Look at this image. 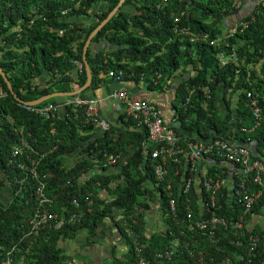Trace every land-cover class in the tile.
Here are the masks:
<instances>
[{
  "label": "trees",
  "instance_id": "trees-1",
  "mask_svg": "<svg viewBox=\"0 0 264 264\" xmlns=\"http://www.w3.org/2000/svg\"><path fill=\"white\" fill-rule=\"evenodd\" d=\"M118 1L0 0V68L17 96L31 101L51 92L81 87L86 80L82 58L84 42ZM160 1L125 0L96 32L86 52L92 79L84 91L98 88L104 80L100 75L109 72L113 78L121 72L125 80L143 81L149 90L163 91L165 80L172 79L180 70L176 85H168L175 86L169 128L190 140L214 136L235 137L244 142L247 135L240 128L253 125L246 104L247 92L253 90L261 96L264 113V4L258 7L247 27L231 37L228 46L223 48L227 53L235 51L239 64L221 65L216 57L218 49L209 43H190L174 36L173 15L185 10L182 23L196 33L207 32L210 38H215L220 36L226 17H240L243 11L230 9L225 0H169L162 8L158 7ZM97 5L101 7L100 14L87 13L88 8ZM59 30L63 31L61 35ZM94 43L100 44L96 51L91 48ZM261 59L257 74L250 66ZM75 61L81 63L79 69ZM45 75L48 76L45 86L34 82ZM0 84L6 92L0 98V191L4 187L10 189L8 201L0 200V264H68L75 260L64 252L63 242L81 231L93 239L105 219L115 224L125 242L122 257L114 252L105 264H134L136 254L125 234L123 220L133 225L134 208L145 196L151 200L158 198L161 208L166 209V198L161 191L163 183H158L153 174L156 161L150 153L155 145L148 144L149 154L145 155L146 131L124 113L121 120L128 129L118 131L110 125L106 130H99L91 122H85L83 105L74 106L66 101L56 104L54 98L35 105L49 102L57 105L53 114L45 118L16 101L1 75ZM203 87L209 89L208 95H204ZM190 90L193 92L187 101ZM220 92L229 93L225 100L227 108L233 100L236 115L230 120L219 107ZM174 123L180 129L172 128ZM248 136L255 141V156L264 147V126L256 127ZM21 138L36 151L46 152L37 169L46 180V193L53 197L51 210L58 214L57 221L51 226L45 225L36 234L29 233L30 218L36 207L35 181L27 170L19 167L20 163L29 165L26 155L36 157V154L23 148L22 154L12 155L13 146L19 145ZM108 154H119L117 162L100 167V161ZM73 156L76 158L71 161ZM212 173L209 169V174ZM237 186L235 180L233 195ZM247 188L249 192L256 189L252 184ZM226 192L220 197L218 212L225 213L227 218H236L239 209L230 206ZM73 197L78 200V207L72 203ZM86 197L92 199L91 205H86ZM80 210L84 214L79 221L67 222L68 213ZM262 214L264 191L246 215V221ZM62 215L65 220L59 222ZM137 219L133 230L138 243L145 245L141 254L150 256L166 245L168 236L158 233L147 236L145 213L137 215ZM253 231L263 237L255 251L256 258L246 256L244 264H260L264 258V229L254 225ZM217 235L214 239L202 236L200 244L191 245L204 254L206 264H220L226 256L234 260L236 253L245 251L244 245L229 242L233 236L228 230L220 228ZM186 258H189L188 252L182 246V251L171 260L152 264H182ZM8 259L10 262L6 263Z\"/></svg>",
  "mask_w": 264,
  "mask_h": 264
},
{
  "label": "built area",
  "instance_id": "built-area-1",
  "mask_svg": "<svg viewBox=\"0 0 264 264\" xmlns=\"http://www.w3.org/2000/svg\"><path fill=\"white\" fill-rule=\"evenodd\" d=\"M169 2V0H161L158 7L162 8ZM225 2L228 3L230 9L238 12L243 11V15L237 18L226 17L224 27L221 28V34L218 37L210 38L207 32L196 33L190 29L189 25L182 23L181 17L185 15V10H180L179 15H173L171 25L174 36L180 37V41L205 42L217 48L216 57L221 65L229 63L228 57H237L235 51L227 53L223 49L228 46V40L238 31L246 28L249 22L255 18L259 10L258 7L264 4V0H256L255 3H251L247 10V7L244 8V0H225ZM86 11L94 16V13H101V7L97 5L94 8H88ZM65 13L66 10H63L62 14ZM62 32L59 30L58 34L61 35ZM75 64L79 69L81 63L75 61ZM107 75L112 77V72ZM121 75L120 72L115 76V79H122ZM165 83V88L170 91L171 87L168 85L173 84L172 79H166ZM201 90L204 95H208L209 89L207 87H203ZM192 92L193 90L189 91L187 101ZM5 95L6 92L0 84V98ZM246 96V104L252 114L253 125L250 128H240V132L245 133L247 137L244 142H238L235 137L211 136L209 138L198 137L194 140L182 138L177 132L165 125L164 115L153 102L133 100L127 90L111 93V97L121 101L123 113L134 120L138 127L146 131L147 141L143 143L146 156L149 154L147 145H155L150 153L151 158L156 161L153 174L158 183H163L161 191H164L166 198V209L161 208L158 198L155 200H151L148 196L141 198L140 203L135 206L133 211L131 221L133 225H127L126 220H123L125 234L134 246L136 254L134 264H152L153 261L171 260L182 251V246L188 252L189 257L184 261L182 260V264H206L204 254L191 245L200 244L202 236L211 239L216 238L218 236L217 230L220 228L228 230L232 234L230 243L242 244L245 248L243 253L235 254L234 260L226 256L220 264H244L246 256L254 257L256 255L255 251L263 235L253 231V227L254 225L260 227V216H254L246 221V215L264 191V147L260 153L254 156L255 141L248 138V135L256 127L264 126V113L260 104L261 96L258 93L252 90L247 92ZM262 99H264L263 96ZM67 103H72L74 106L83 105L86 113L85 122H91L99 130L103 131L110 127L111 124L100 113L99 99L82 98L78 94L72 96L66 101ZM23 105L45 118H49L57 107L53 102L37 107L35 105ZM232 138H235V141L231 140ZM23 148L36 154V157L26 155L29 165L21 163L19 165L20 168L27 170L29 176L35 181L36 207L30 218L29 233L36 234L45 225L51 226L53 221H57L58 214L51 210L53 197L46 193V180L37 169L39 160L46 152L36 151L27 140L21 138V143L13 146L12 155L22 154ZM118 157L119 154L105 155L104 160L100 161V167L114 165ZM209 169L213 170L212 174H209ZM235 180L238 186L237 192L233 195ZM249 184L255 186L256 189L249 192L247 188ZM225 190L228 192L226 194L227 201L231 202L230 206H237L239 209L236 218H227L225 213L218 212L221 209L220 197L225 196ZM157 195L160 196L161 192L158 191ZM85 200L86 205L92 204L91 198L86 197ZM72 203L77 207L80 205L75 197L72 198ZM142 203L152 207L151 210H154L156 215L154 222L145 221L147 236L151 233L168 236L166 245L155 250L150 256L141 254L145 245L138 243V238H136L133 230V226L138 223L137 215L150 209ZM83 214V210L72 211L67 214L66 220L70 223L77 222ZM63 220L65 217L62 215L59 222ZM195 251H198L197 255L194 254ZM9 262L8 259L6 263ZM260 264H264V258Z\"/></svg>",
  "mask_w": 264,
  "mask_h": 264
},
{
  "label": "crops",
  "instance_id": "crops-1",
  "mask_svg": "<svg viewBox=\"0 0 264 264\" xmlns=\"http://www.w3.org/2000/svg\"><path fill=\"white\" fill-rule=\"evenodd\" d=\"M246 5L244 4V8ZM100 47V44H92V50L96 51ZM229 62H233L236 64H239V61L237 57H231L227 58ZM260 63H262V59L259 60V62L253 64L250 66L251 69L255 70L258 74ZM77 68H75L76 70ZM74 70V71H75ZM76 73V72H75ZM177 74V75H176ZM176 74L173 76L174 85H176V77H179L180 70L176 72ZM101 77H103L102 83L98 86V88L94 90H82V93L80 96L82 98H96L99 99V109L100 113L103 118H105L112 126H114L118 131H122L125 129H128L123 124V121L121 120V115H123V105L120 100L117 98L111 97V93L113 91L118 90H127L129 94H138L151 100L158 109L162 112L165 118V125L168 127H171L170 124H172V116L170 117L171 113H174L172 109V100L174 99V91L171 89L170 91L165 88L163 91H154L149 90L143 81L134 82L132 80H125L120 79L116 80L115 78L101 74ZM48 78L47 75L41 78L34 79L35 83H39V86L43 87L45 86L44 81ZM75 90V89H74ZM141 90L149 91L146 94L142 93ZM73 91V90H71ZM71 98V97H70ZM70 98H65L64 95H57L54 98V103L60 104L61 102L68 101ZM229 98V93H225L224 95L222 92L218 94L217 101L219 103V107L221 109V112L224 114L231 113V115L235 114V106L232 100V103L227 105L225 103V100ZM170 118V120H166ZM174 123L173 127H176V129H180L179 126L175 125ZM187 135V134H184ZM229 138V137H228ZM231 140L235 141V138H232ZM240 142V140H238ZM237 142V143H238ZM76 158V156H73L71 158V161H73ZM7 190V199L2 200V202H7L10 197V189L7 187H4L0 192ZM150 209L145 212V221L148 222H154V219L156 218V215L154 214V210H151L152 207H149ZM258 218V217H255ZM63 250L64 252H67L72 257L75 255H84L87 258L82 260H76V261H69L68 264H105L110 259L111 254L115 252V255L117 257H122V253L125 250V242L123 238V234L119 232L115 224H113L110 220L105 219L98 227L97 234L94 236L93 239H89L84 232H79L76 237L73 239H67L63 242Z\"/></svg>",
  "mask_w": 264,
  "mask_h": 264
},
{
  "label": "water",
  "instance_id": "water-1",
  "mask_svg": "<svg viewBox=\"0 0 264 264\" xmlns=\"http://www.w3.org/2000/svg\"><path fill=\"white\" fill-rule=\"evenodd\" d=\"M125 0H119L118 3L110 10V12L108 13V15L102 20L100 21V23L90 32V34L87 36L85 42H84V45H83V51H82V58H83V62H84V67H85V72H86V80H85V83L73 90V91H67V92H51V93H48V94H45L37 99H34V100H31V101H24L22 100L20 97L17 96V94L15 93V91L13 90V87L8 79V77L6 76L5 72L2 70V68H0V75L2 76L3 80L5 81L6 85H7V88L9 90V92L11 93L12 97L20 102V103H23V104H26V105H30V106H33V105H37L45 100H48V99H53L55 98L57 95H64L65 98L67 97H71V96H74V95H78L80 94V92H82V90H84L85 88H87L90 83H91V79H92V74H91V70H90V67L88 65V62L86 60V52H87V49L89 47V44H90V41L92 39V37L96 34V32L98 30H100L103 25L105 23H107L109 21V19L117 12L118 8L123 4ZM256 0H244V4L246 5L247 7V10L250 8L251 6V3H255ZM252 8V7H251ZM225 22V21H224ZM175 86H172L171 89H174ZM141 92L144 94H146L147 92L149 91H145V90H141ZM130 97L131 99L133 100H144V101H151L149 99H146L141 95H138V94H130ZM152 102V101H151ZM65 107V104L64 106ZM173 112H174V108L172 107L171 109ZM173 115V113H171L170 117ZM232 115L231 113H227L225 114V118L230 120L232 119ZM166 120H170V118L166 119Z\"/></svg>",
  "mask_w": 264,
  "mask_h": 264
},
{
  "label": "rangeland",
  "instance_id": "rangeland-1",
  "mask_svg": "<svg viewBox=\"0 0 264 264\" xmlns=\"http://www.w3.org/2000/svg\"><path fill=\"white\" fill-rule=\"evenodd\" d=\"M172 81H174V77H172ZM7 194V190H4V191H2V193L0 192V199H2V200H6L7 199V196L8 195H6ZM263 216L262 217H260V227L262 228V227H264V214H262ZM150 231H152V230H150ZM87 257L86 256H84V255H75L74 257H73V259L76 261V260H82V259H86Z\"/></svg>",
  "mask_w": 264,
  "mask_h": 264
},
{
  "label": "bare ground",
  "instance_id": "bare-ground-1",
  "mask_svg": "<svg viewBox=\"0 0 264 264\" xmlns=\"http://www.w3.org/2000/svg\"><path fill=\"white\" fill-rule=\"evenodd\" d=\"M154 183V182H153ZM257 227V226H256ZM257 229V228H256ZM258 231V230H257ZM145 233V232H144ZM148 241V240H147ZM234 245V244H233ZM209 262V261H208ZM214 262V261H213ZM218 263V262H217Z\"/></svg>",
  "mask_w": 264,
  "mask_h": 264
}]
</instances>
